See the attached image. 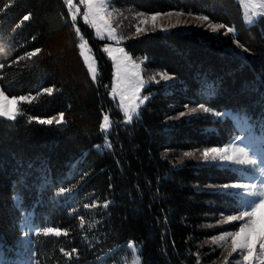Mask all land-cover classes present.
<instances>
[{
    "label": "trees",
    "instance_id": "16d2710c",
    "mask_svg": "<svg viewBox=\"0 0 264 264\" xmlns=\"http://www.w3.org/2000/svg\"><path fill=\"white\" fill-rule=\"evenodd\" d=\"M110 5L144 14L182 11L225 27L127 36L124 48L143 59L145 78L166 72L172 79L150 80L149 99L125 122L106 95L113 66L97 49L101 41L73 19L68 0H0V86L9 97H34L21 103L15 120L0 117L1 262L20 258L21 223L29 214L33 264H126L129 241L141 264H208L218 253L202 242L226 228L203 225L239 209L233 190L222 188L240 180L235 169L179 164L172 152L225 144L236 131L228 115H216L225 109L264 125V17L247 24L239 0ZM77 29L98 52L96 81L79 52ZM108 112L116 122L102 130ZM60 113L64 122L57 124ZM46 227L67 235H46Z\"/></svg>",
    "mask_w": 264,
    "mask_h": 264
},
{
    "label": "rangeland",
    "instance_id": "374dc122",
    "mask_svg": "<svg viewBox=\"0 0 264 264\" xmlns=\"http://www.w3.org/2000/svg\"><path fill=\"white\" fill-rule=\"evenodd\" d=\"M240 4L242 5V17L244 21L247 24L254 23L256 21V17L263 16L264 17V0H239ZM93 3L96 4L97 0H93ZM70 10L71 14L73 17V14L75 13V21L76 22H81L84 24V26L88 27L90 30V36L91 38H96L99 41H101L99 47L100 51L104 52L106 58L110 60L111 66H113V71H112V78H111V85L110 88L108 89V92L106 93L107 97L109 96L110 102L112 101L114 105V109L117 110V112L123 117L124 121L126 122V115L124 111L121 108L120 105V100H119V94L117 93L114 97L112 89L116 86L117 84V61H114L106 51H104L105 47H109L111 49H116V48H124L123 41L127 39V36H135L137 37L138 35L151 32L153 28V24L150 20V17L154 14L157 13H151V14H144L140 11H135L134 9L131 8H122L118 9L110 5V0H106L105 7L103 11L101 12V15L104 18V21L107 22V24H104V22L100 21L98 17H95L96 23L100 26L101 31L98 33L96 30V26H94L91 23H86L84 20V15L87 12V4L82 3L81 0H71L70 3ZM78 9V11H77ZM173 13L171 18L167 17L166 15H162L160 18H158L156 24L162 25L164 28L169 29H181L184 31H196L200 34H208V33H213L211 30L208 28V24L212 23L209 20L207 21H200L197 20L196 17H199L200 15H195V14H188L184 13L182 11H166L165 13H160V14H166V13ZM182 12L183 15L177 16L176 13ZM143 14V15H139ZM252 17V21L248 22L247 17ZM148 19V23L146 24H141V20ZM93 19V17L90 16V20ZM177 20H179L181 23L177 25L174 28H169V24H176ZM186 22V23H185ZM213 24V23H212ZM137 26L141 28H146L148 29L147 32H141L140 34L137 35L136 33V28ZM108 28L109 30L114 29L115 30V35L119 37H123L124 39L120 40L119 43H117L114 40H111L106 32L105 28ZM157 29L160 30L159 27ZM156 29V30H157ZM104 35V38L101 39L100 36ZM78 46H79V52L81 53L83 62L85 64V67H87L90 77H92V73L89 69V64L95 66L96 68V76L94 81L100 76V66H99V57H98V52H96L94 46L92 45V41L89 38V36L85 35L81 30L79 31L78 34ZM84 44L85 47L83 49L80 48V44ZM125 53H127L133 61H135L136 64L140 65V79L143 80V86L141 87V91L139 93V96L143 98L145 95L144 89L150 82L149 78H145L143 74V59H135L133 58L126 50ZM120 53H116V56L119 58ZM160 77L159 73L157 75L153 74L152 77ZM155 77V78H156ZM125 73H124V65H120V78H119V83H120V88L124 89L126 87L125 84ZM0 89L1 86H0ZM127 94V93H126ZM26 96V95H25ZM15 97V96H11ZM20 97V96H19ZM138 102V101H137ZM145 103V102H144ZM143 103V104H144ZM142 104V105H143ZM20 105L21 103L17 106L18 107V115L17 117L22 113L20 110ZM141 105V106H142ZM140 109V108H139ZM223 113H228V116L233 120L235 124V134L229 138V140L223 144V145H218V146H212V147H224L225 145H229V154L232 153L233 148L231 147L232 144H235L237 148L239 147H245L248 151L247 157H245L243 154L237 153V158L238 159H256L257 160V165L252 166V165H238L234 163H229V162H207V163H202V152L207 149V148H198V150H193V151H185L186 152H192L194 153V156L188 157L185 156L184 153L182 152H172V157L177 161V163H183L185 160H193L196 163H201V164H209V165H216L219 167H230L232 169H235L239 176L240 180L238 182L230 183L229 185L233 184H239V185H248L249 189H231L233 192L236 194L237 191H247L251 189V185L255 184L256 188L259 189L261 187L259 179L254 178L255 176L258 175V173H254L250 171L249 169L256 167L259 168V161L262 157H264V125L261 123L259 124H252L243 114H238L237 112L231 110V109H225L221 114ZM107 115L109 118V127L106 130H110L112 127V124H115L116 120L112 117L111 113H105L104 116ZM104 116L102 118L101 123L103 124L104 122ZM136 117V116H134ZM236 137L243 138V144H240L238 141L235 140ZM211 148V147H210ZM253 152L257 153V155H253ZM223 188V187H222ZM224 189V188H223ZM226 190V189H225ZM236 197L238 199L239 203V209L236 210V212L231 213V214H223L218 218V220L214 221L213 223L209 224H204L203 226L205 228L214 230L215 228H222L225 227L226 229L220 232H217L214 236L207 238L203 240L202 244L205 245L210 249L209 253H215L217 252L218 255L215 257V259L208 264H246L245 261L241 258V255L239 252L233 253L232 252V242H231V237H228L224 241H218L214 242L213 238H219L223 233L226 232H235L238 230L240 221H233V222H223L226 221L228 216L232 215H239L240 212L247 210L243 207L245 203L248 202L250 198L247 197H241L236 194ZM22 225V231H23V250L20 253V258L14 262H5V261H0V264H33L32 260V254L31 251H27L29 248V236L36 231V228L34 225L31 224V219L29 214H25L23 217V221L21 223ZM232 227H231V226ZM230 226V227H229ZM229 227V228H228ZM133 245L132 241H129L127 245V249L131 251L130 255L126 258L127 263L126 264H134L135 258L139 257V264H141V258L138 255L137 250L133 251V248L129 247V244ZM135 249V248H134ZM231 253V255H230ZM250 259L253 261V264H264V252H261L259 248V244L257 243L253 252V255L250 257Z\"/></svg>",
    "mask_w": 264,
    "mask_h": 264
},
{
    "label": "snow or ice",
    "instance_id": "6c2138e0",
    "mask_svg": "<svg viewBox=\"0 0 264 264\" xmlns=\"http://www.w3.org/2000/svg\"><path fill=\"white\" fill-rule=\"evenodd\" d=\"M69 4L71 3V0H68ZM82 3L87 4V12L84 15V20L86 23H91L94 26H96V30L99 33L101 31L100 26L96 23L95 17H98L100 21L104 22V24H107L106 21H104L103 16L101 15V12L103 11L106 0H97V3L94 4L93 0H81ZM78 11V9H77ZM75 13L73 14V19H75ZM143 15V14H139ZM162 15H166L167 17L171 18L173 13L169 12L166 14H154L150 17V20L153 24L152 31H156L157 27L160 28L161 31H167V28H164L162 25H157L156 22L158 18H160ZM177 16L183 15L182 12L176 13ZM90 16L93 17V19L90 20ZM29 17H24V19H28ZM149 18H145L141 20V24L148 23ZM197 20L200 21H207L209 18L207 16H199L196 17ZM248 22L252 21V17L246 18ZM181 22L177 20L176 24H169V28H174L177 25H179ZM186 23V22H185ZM225 25L222 24H208V28L213 33H217L220 29L224 28ZM148 29L141 28L137 26L136 33L137 35L141 32H147ZM105 32L107 36L111 39L116 41L117 43L120 42V40L124 39L123 37H117L114 33L115 30L111 29L109 30L107 27L105 28ZM234 32V29L232 27L227 28V33ZM77 33L79 34V29H77ZM101 39L104 38V35L100 36ZM85 45L82 43L80 44V48L83 49ZM39 50H37L38 52ZM104 51L108 53V55L114 60L117 61V84L112 89L114 97L118 93L119 94V100L122 110L124 111L126 115V122H131L134 118V116L139 115V108L140 106L149 99L148 96H144L141 98L139 96V93L141 91V87L143 86V80L140 79V65L136 64L135 61L132 60V58L125 53V50L123 48H116L111 49L109 47H105ZM116 53H120V57L118 58L116 56ZM36 53H29V56L35 55ZM147 59V58H145ZM120 65H124V73H125V84L126 87L124 89L120 88L119 78H120ZM4 65H0V68H3ZM89 69L92 73L93 79H95L96 76V68L95 66L89 64ZM159 76L162 80L168 81L171 80L172 77H170L166 72L159 73ZM152 79H155V77H152ZM53 91L52 88H46L43 89L44 93L51 94ZM127 93V94H126ZM34 99V97H28V96H20V97H9L7 96L2 89H0V117L8 118L10 120H15L18 113V105L22 102H28L30 103L31 100ZM138 101V102H137ZM199 110H203L204 112H208L209 109L204 108L203 105L200 106ZM190 112H197L198 109H190ZM184 113H181V116H183ZM216 115H228V113H216ZM38 123L40 124H46V125H52L53 119H38ZM57 124H61L64 122V114L60 113V119L55 121ZM109 127V118L107 115L104 116V122L102 124V130H106ZM236 141H238L240 144H243V138L236 137ZM107 147H111L110 143L106 142ZM99 147V146H98ZM231 147L233 148V151L231 154H229V145H225L224 147H211L207 148L202 152V163L207 162H229L234 163L238 165H257L256 159H238L237 153L243 154L245 157L248 155V151L245 147H239L237 148L235 144H232ZM185 156L192 157L194 156V153L192 152H186L184 153ZM253 155H257V153L253 152ZM250 171L254 173H258L257 176L254 178L259 179L261 187L259 189L256 188V185H251V189L247 191H237V195L241 197H247L250 198L247 203L243 205V207L247 210H244L240 212L239 215H232L228 216L226 221L223 222H233V221H240V225L237 231L235 232H226L223 233L219 238L214 237V242L218 241H224L228 237H231L232 242V252L236 253L239 252L241 255V258L243 261L246 262V264H253V261L250 259V257L253 255L254 249L256 244H259V248L261 252H264V157H262L259 161V168L253 167L249 169ZM224 189H249L248 185H239V184H225L222 186ZM68 191V189L60 188L59 192L61 194ZM104 207H107V204L104 205ZM44 234H54L55 236L59 237L62 234L67 235V231H62L59 228H53V227H46L42 229ZM130 248H133V245L129 244ZM63 251V249H61ZM133 251L135 249L133 248ZM70 255V254H68ZM231 255V253H230ZM134 264H139V257L135 258Z\"/></svg>",
    "mask_w": 264,
    "mask_h": 264
}]
</instances>
